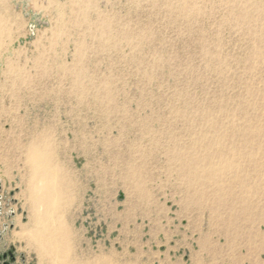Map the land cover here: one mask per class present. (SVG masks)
Instances as JSON below:
<instances>
[{
	"label": "rangeland",
	"instance_id": "1",
	"mask_svg": "<svg viewBox=\"0 0 264 264\" xmlns=\"http://www.w3.org/2000/svg\"><path fill=\"white\" fill-rule=\"evenodd\" d=\"M46 156L53 211L31 192ZM56 251L41 252L35 217ZM264 264V0H0V261Z\"/></svg>",
	"mask_w": 264,
	"mask_h": 264
},
{
	"label": "bare ground",
	"instance_id": "2",
	"mask_svg": "<svg viewBox=\"0 0 264 264\" xmlns=\"http://www.w3.org/2000/svg\"><path fill=\"white\" fill-rule=\"evenodd\" d=\"M30 164L34 170L35 175H37L39 181L41 182V187L33 188L31 192L33 205L38 208L39 204L46 207L47 212L53 211L58 204V194L56 188V181L52 178L47 179L45 172H48V161L45 155L38 154L34 150L33 155L30 158ZM36 230L34 231L33 239L38 243L41 252H47L49 250L56 251L55 239L50 235L51 228L48 221L42 216H36L35 220Z\"/></svg>",
	"mask_w": 264,
	"mask_h": 264
},
{
	"label": "flooded vegetation",
	"instance_id": "3",
	"mask_svg": "<svg viewBox=\"0 0 264 264\" xmlns=\"http://www.w3.org/2000/svg\"><path fill=\"white\" fill-rule=\"evenodd\" d=\"M14 259L13 252H8L3 255L1 258L0 264H14L12 263V260Z\"/></svg>",
	"mask_w": 264,
	"mask_h": 264
},
{
	"label": "water",
	"instance_id": "4",
	"mask_svg": "<svg viewBox=\"0 0 264 264\" xmlns=\"http://www.w3.org/2000/svg\"><path fill=\"white\" fill-rule=\"evenodd\" d=\"M12 263H14V264H15V258L12 260Z\"/></svg>",
	"mask_w": 264,
	"mask_h": 264
}]
</instances>
